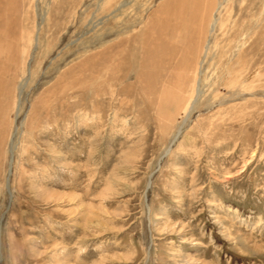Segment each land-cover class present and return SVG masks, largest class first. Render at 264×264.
Masks as SVG:
<instances>
[{
    "label": "rangeland",
    "instance_id": "374dc122",
    "mask_svg": "<svg viewBox=\"0 0 264 264\" xmlns=\"http://www.w3.org/2000/svg\"><path fill=\"white\" fill-rule=\"evenodd\" d=\"M0 264H264V0H0Z\"/></svg>",
    "mask_w": 264,
    "mask_h": 264
}]
</instances>
